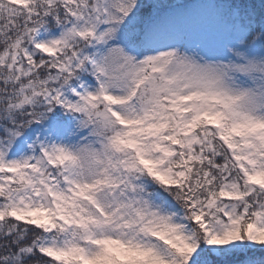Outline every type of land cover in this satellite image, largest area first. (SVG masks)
Returning <instances> with one entry per match:
<instances>
[{
  "label": "snow or ice",
  "instance_id": "obj_1",
  "mask_svg": "<svg viewBox=\"0 0 264 264\" xmlns=\"http://www.w3.org/2000/svg\"><path fill=\"white\" fill-rule=\"evenodd\" d=\"M0 264H264V0H0Z\"/></svg>",
  "mask_w": 264,
  "mask_h": 264
}]
</instances>
